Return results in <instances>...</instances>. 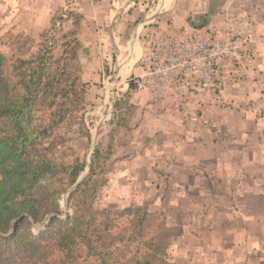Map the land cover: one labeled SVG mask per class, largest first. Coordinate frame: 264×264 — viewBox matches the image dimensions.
<instances>
[{"label":"crops","instance_id":"obj_1","mask_svg":"<svg viewBox=\"0 0 264 264\" xmlns=\"http://www.w3.org/2000/svg\"><path fill=\"white\" fill-rule=\"evenodd\" d=\"M22 1L7 2L21 9ZM49 2L83 15L81 46L89 56L97 46L106 49L104 30L115 47V23L120 18L126 30L134 14L132 0H41L37 8ZM170 3L155 2L145 20ZM4 7L0 0V12ZM189 9L247 31L254 66L215 102L191 96L184 114L164 109L146 89H127L135 112L119 124L126 136L111 139L104 191L113 200L134 195L164 218L169 264H264V0H193ZM143 23L134 29L136 43Z\"/></svg>","mask_w":264,"mask_h":264},{"label":"rangeland","instance_id":"obj_2","mask_svg":"<svg viewBox=\"0 0 264 264\" xmlns=\"http://www.w3.org/2000/svg\"><path fill=\"white\" fill-rule=\"evenodd\" d=\"M7 1L6 7L0 12V51L6 56L7 64L13 66L10 80L19 86L17 80L28 66L23 59L38 61L36 56L39 51L49 56L51 73L56 75L55 81L47 83L45 98L39 99L35 105L29 145L31 154L28 155L35 160L37 154H45L60 165L41 179L39 187L30 196L36 200V220L24 213L19 227L36 234L55 215L54 209L58 211L57 216L65 217L66 214L61 213L64 209L69 210L63 206V197L66 195L67 199V190L83 174L84 177L88 174L87 164L90 168L95 149L98 154L92 180L95 187L98 186L95 188L94 204L109 209L140 205L134 202V195L131 198L128 195L126 198L119 196V200H113L104 191L113 163L111 139L120 133L126 136L125 128L119 124L128 122L135 112V103L129 97L125 81L129 73L138 72L134 59L136 47L138 44L144 45L146 35L154 26L175 28L185 22L205 25L214 21V16L211 13H191L189 5L193 0H171L170 5L159 6L153 17L149 15L151 18L145 21L158 0H133L130 10L134 14L131 23L127 20L126 30L125 26L121 29V25H118L120 13L116 15L119 19L113 27L115 47L109 42L107 30H104L102 33L106 39V49L97 46L89 56L81 46V28L84 26L81 13L70 7L64 9L62 4L55 5L54 2L39 9L37 5L41 0H23V8L11 9ZM139 2L142 3L141 9L144 8L140 14L136 8ZM29 6L33 13H28ZM52 10L54 13L50 14ZM138 23L143 24L139 28L136 43V37L132 35ZM42 41L43 49L40 47ZM126 49L134 53L130 60L124 59ZM137 50L140 52V47ZM35 68L38 70V67ZM97 124L100 127L95 133ZM43 125L45 131L38 132ZM151 219L154 226L156 223L159 229L166 231L168 224L160 214L150 212ZM15 222L16 219H11L9 229L2 235L10 233ZM145 223L147 225V221ZM154 226L151 227L154 229ZM165 251L168 261L167 241Z\"/></svg>","mask_w":264,"mask_h":264},{"label":"trees","instance_id":"obj_3","mask_svg":"<svg viewBox=\"0 0 264 264\" xmlns=\"http://www.w3.org/2000/svg\"><path fill=\"white\" fill-rule=\"evenodd\" d=\"M46 55L39 51L38 61L23 59L28 66L17 86L9 78L13 66L0 51V264H169L165 232L153 225L146 203L118 209L94 204L97 149L88 174L68 194L65 217L54 209L56 214L36 234L19 227L24 213L36 220V200L30 196L60 165L45 154L35 160L28 155L35 105L56 78ZM44 131L43 125L38 132ZM11 219H16L12 230L2 235Z\"/></svg>","mask_w":264,"mask_h":264},{"label":"built area","instance_id":"obj_4","mask_svg":"<svg viewBox=\"0 0 264 264\" xmlns=\"http://www.w3.org/2000/svg\"><path fill=\"white\" fill-rule=\"evenodd\" d=\"M138 45V72L128 74L125 86L146 89L155 102L163 101L161 107L183 114L191 96L202 100L210 95L215 102L257 58L247 31L221 26L216 18L205 25L155 26ZM126 52L124 59L130 60L134 53Z\"/></svg>","mask_w":264,"mask_h":264},{"label":"water","instance_id":"obj_5","mask_svg":"<svg viewBox=\"0 0 264 264\" xmlns=\"http://www.w3.org/2000/svg\"><path fill=\"white\" fill-rule=\"evenodd\" d=\"M116 17L115 16L111 22V26H113V24L115 23V20H116ZM99 127H100V124H97L96 128H95V133L99 130ZM95 139V137H94ZM87 169H89V164H87ZM85 174H83L80 178H78L76 180V182L67 190L66 194H68L72 189H74V187L77 185V183L84 177ZM63 206L66 207V195L63 197ZM67 213V210L64 209L63 212L61 214H66ZM53 214H56V212H54Z\"/></svg>","mask_w":264,"mask_h":264},{"label":"bare ground","instance_id":"obj_6","mask_svg":"<svg viewBox=\"0 0 264 264\" xmlns=\"http://www.w3.org/2000/svg\"><path fill=\"white\" fill-rule=\"evenodd\" d=\"M146 21V20H145Z\"/></svg>","mask_w":264,"mask_h":264}]
</instances>
